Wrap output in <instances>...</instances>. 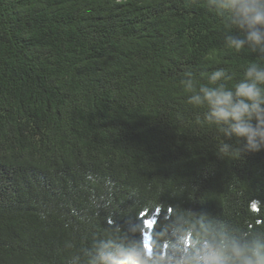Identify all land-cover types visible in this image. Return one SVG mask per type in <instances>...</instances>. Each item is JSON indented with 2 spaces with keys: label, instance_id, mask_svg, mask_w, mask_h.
Instances as JSON below:
<instances>
[{
  "label": "trees",
  "instance_id": "1",
  "mask_svg": "<svg viewBox=\"0 0 264 264\" xmlns=\"http://www.w3.org/2000/svg\"><path fill=\"white\" fill-rule=\"evenodd\" d=\"M240 2L0 0V264H199L264 243V146L225 155L243 141L193 102L264 89L247 75L264 25Z\"/></svg>",
  "mask_w": 264,
  "mask_h": 264
},
{
  "label": "clouds",
  "instance_id": "2",
  "mask_svg": "<svg viewBox=\"0 0 264 264\" xmlns=\"http://www.w3.org/2000/svg\"><path fill=\"white\" fill-rule=\"evenodd\" d=\"M235 7L241 15L252 25H264V0H241ZM250 39L264 41V33L259 30L250 32ZM236 47L242 46V41H235ZM221 75L216 72L212 80ZM255 81L264 83V70L250 69L247 73ZM193 102L201 104L207 102L210 108L209 121L217 124L223 122L228 125L222 129L227 135H234L243 141V147L232 149L230 145H222L225 155L233 152L258 151L264 146V89L256 83L241 81L234 86V90L224 87H201ZM230 129V131H229ZM143 257V252L141 253ZM148 264H155L153 258H147ZM103 264H144V259L136 260L128 255L119 256L118 253L102 252ZM91 264H98L93 260ZM172 264H187L186 261L173 259ZM199 264H264V243L227 242L220 250L209 253Z\"/></svg>",
  "mask_w": 264,
  "mask_h": 264
},
{
  "label": "snow or ice",
  "instance_id": "3",
  "mask_svg": "<svg viewBox=\"0 0 264 264\" xmlns=\"http://www.w3.org/2000/svg\"><path fill=\"white\" fill-rule=\"evenodd\" d=\"M141 215H145V213H141ZM146 226L148 228H152L153 227V222L151 220L146 221Z\"/></svg>",
  "mask_w": 264,
  "mask_h": 264
},
{
  "label": "rangeland",
  "instance_id": "4",
  "mask_svg": "<svg viewBox=\"0 0 264 264\" xmlns=\"http://www.w3.org/2000/svg\"><path fill=\"white\" fill-rule=\"evenodd\" d=\"M146 237H148L147 239H146V241L148 242V240H149V236H148V234H146ZM148 247H149V250H150V246L148 245Z\"/></svg>",
  "mask_w": 264,
  "mask_h": 264
}]
</instances>
